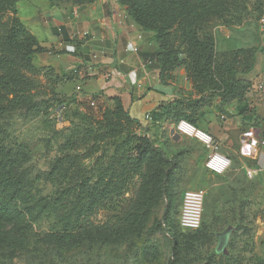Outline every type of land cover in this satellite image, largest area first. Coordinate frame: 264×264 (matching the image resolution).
<instances>
[{
	"label": "rangeland",
	"instance_id": "374dc122",
	"mask_svg": "<svg viewBox=\"0 0 264 264\" xmlns=\"http://www.w3.org/2000/svg\"><path fill=\"white\" fill-rule=\"evenodd\" d=\"M89 1L21 0L15 8L16 15L35 35L24 18H34L43 7L74 16L98 0L90 4ZM239 1L245 3V9L236 13L241 21L228 26L214 19L209 30L219 51L257 48L259 52L264 49V0ZM108 2L121 6L118 0ZM81 36L84 35L78 33L74 39L78 44L88 40L80 39ZM61 41L64 46L51 50L53 55L69 59L67 70L57 72L51 66L34 62L38 68L27 74L36 80L33 94L37 106L14 113L3 123L6 145L26 149L30 159L24 165L25 194L13 201L18 215L11 221L0 219V264H264V170L250 163L251 169L257 171L253 177L246 170L233 179L229 175L208 177L200 171L193 153L200 147L176 127L167 129L162 141L152 137L169 160H176L177 167L168 173L166 184L162 177L141 191L144 168L122 195L104 201L93 215L79 217L87 196L77 171L94 181L126 135L115 140H97L102 132L97 123L102 104L98 98L86 95L83 80L90 77L88 71L82 70V60L73 53L75 49L66 45L68 41L64 37ZM181 69L185 70L180 67L175 70L178 74L174 71L171 78L161 81H172L180 88L178 98L197 97L186 70L192 90L183 92L185 78L179 73ZM65 72L68 77L63 76ZM249 93L251 100L246 101L251 106L250 115L258 117V129L254 132L264 150V99L260 84L252 85ZM177 99L161 103L159 108ZM255 101L262 105H252ZM232 103L220 109V99L216 98L209 106L216 105L222 111ZM138 120L143 127L144 116ZM167 120L175 123L173 119ZM72 159L76 160V170L68 162ZM171 164L164 167V173ZM198 189L206 193L203 224L198 230L187 229L180 217L184 196L187 191ZM230 224L238 227L229 247L231 255L227 257L216 252L217 233Z\"/></svg>",
	"mask_w": 264,
	"mask_h": 264
},
{
	"label": "trees",
	"instance_id": "16d2710c",
	"mask_svg": "<svg viewBox=\"0 0 264 264\" xmlns=\"http://www.w3.org/2000/svg\"><path fill=\"white\" fill-rule=\"evenodd\" d=\"M19 1L0 0V219L6 221L18 215L13 201L25 194L24 165L30 159V153L22 147L12 149L6 145L3 123L10 115L37 106L33 94L36 80L27 72L38 68L33 55L47 50L16 15L15 7ZM95 1L90 0L88 3ZM118 3L125 7L141 31L148 34V39L155 42L151 54L160 69L161 80L165 82L176 69L184 67L197 96L178 98L164 104L154 112L155 119H173L175 123L186 119L196 125L198 110L197 115L200 117L204 113L203 108L211 105L216 98L220 99V109L237 101L241 105L239 114L251 113L246 95L253 84L240 76L254 69L258 49L219 51L215 37L209 30V24L214 19L228 26L241 21L236 13L245 9L244 2L118 0ZM253 8L258 10L257 5ZM67 75L65 73L63 76ZM93 98L99 99L100 96L94 95ZM122 102L120 96H114L104 98L100 103L102 107L97 123L102 132L97 140H115L126 136L116 146L110 163L100 168L94 181L77 171V179L87 196V202L79 212L81 218L93 215L104 201L122 195L142 169H146L141 187V191H144V186L154 185L162 177L163 184H166L168 173L177 167L176 160L171 161L165 156L164 151L145 132L140 121L131 116ZM186 109L191 113L188 114ZM75 161L72 159L68 162L76 170ZM168 164H171L168 172L164 173V167Z\"/></svg>",
	"mask_w": 264,
	"mask_h": 264
},
{
	"label": "crops",
	"instance_id": "0c3cea01",
	"mask_svg": "<svg viewBox=\"0 0 264 264\" xmlns=\"http://www.w3.org/2000/svg\"><path fill=\"white\" fill-rule=\"evenodd\" d=\"M111 3L108 0H98L74 16H70L66 11L43 7L44 10L37 13L34 18H24L40 44L49 49L47 52L36 53L33 61L39 65L51 66L57 72L67 70L71 64L69 59L53 55L51 50V47L58 49L61 43L65 45V42L61 41L64 37V40L68 41L66 45H69L70 49H75L73 53L81 58L79 65L83 66L82 70L88 71L90 76L83 80L84 88L87 89L86 95L88 97L99 95L100 103L104 98L120 96L131 116L138 119L144 116L145 120V115L150 113L153 118L149 122L145 120L143 128L151 138H160L162 141L167 129L175 130V123L155 119L154 112L159 110L161 103L177 99L180 88L172 84V81L171 84L161 81L160 69L152 60L151 54L155 42L148 39V35L135 24L125 7ZM78 33L84 35L80 39L84 37L88 40L78 44L74 40ZM130 41L137 43L139 48L137 52L128 50L127 45ZM179 73L185 78L183 92L191 91L192 85L185 76V70L181 69ZM173 74L178 73L175 71ZM240 77L251 81L253 87L260 84L264 99V49L257 53L254 69ZM134 79H137L136 84L132 82ZM247 99L250 102V93ZM252 105L261 106L262 103L255 101ZM237 106L239 103L234 101L222 111L216 105L205 107L204 113L195 119L196 125L212 134L220 144L221 152L232 161L224 174L210 172L205 167V160L210 151L199 139L189 137L193 139L196 147H200L193 150V153L198 158L200 171L208 177L221 178L229 175L230 179H233L251 168L250 163L264 170V150L260 147L262 142L254 132V129H258L256 122L258 117L239 114ZM246 147L253 148L254 155L245 154Z\"/></svg>",
	"mask_w": 264,
	"mask_h": 264
},
{
	"label": "built area",
	"instance_id": "2783aa9c",
	"mask_svg": "<svg viewBox=\"0 0 264 264\" xmlns=\"http://www.w3.org/2000/svg\"><path fill=\"white\" fill-rule=\"evenodd\" d=\"M87 33H85L86 35ZM141 37V36H140ZM60 46H64L62 43ZM128 50L137 52L138 45L135 42L130 41L128 43ZM137 83V79L132 81ZM91 104L95 105L94 102ZM153 116L150 113L145 115V120L151 121ZM176 130L183 135L189 137H196L199 139L210 152L205 160V167L212 173L221 175L224 174L231 166V159L229 156L223 154L220 150V144L215 140V138L207 132V130H202L198 126L194 125L186 119H181L176 125ZM245 154L254 155V149L251 147L245 148ZM262 170L263 168H259ZM257 171L248 170L247 174L253 177L254 173ZM206 193L203 189L189 190L184 196V205L182 210L181 224L187 229H198L202 224V212H203V201ZM196 204V205H195Z\"/></svg>",
	"mask_w": 264,
	"mask_h": 264
},
{
	"label": "water",
	"instance_id": "95a60500",
	"mask_svg": "<svg viewBox=\"0 0 264 264\" xmlns=\"http://www.w3.org/2000/svg\"><path fill=\"white\" fill-rule=\"evenodd\" d=\"M237 231V227L235 225L230 224L226 229L217 233L218 245L216 248V252L219 254H224L229 256L231 254L230 251V243L234 233Z\"/></svg>",
	"mask_w": 264,
	"mask_h": 264
},
{
	"label": "bare ground",
	"instance_id": "6f19581e",
	"mask_svg": "<svg viewBox=\"0 0 264 264\" xmlns=\"http://www.w3.org/2000/svg\"><path fill=\"white\" fill-rule=\"evenodd\" d=\"M248 170H252L251 168H248ZM205 198L206 196H204V201H203V212H202V220H203V214H204V209H205ZM196 205V204H195Z\"/></svg>",
	"mask_w": 264,
	"mask_h": 264
}]
</instances>
